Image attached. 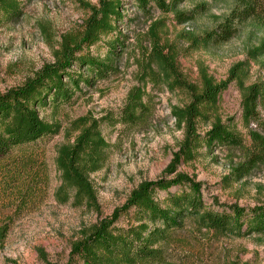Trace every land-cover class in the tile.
I'll return each mask as SVG.
<instances>
[{
	"label": "rangeland",
	"instance_id": "obj_1",
	"mask_svg": "<svg viewBox=\"0 0 264 264\" xmlns=\"http://www.w3.org/2000/svg\"><path fill=\"white\" fill-rule=\"evenodd\" d=\"M121 2L124 22L116 31L124 36L125 47H118L122 56L113 66L117 72L91 88L82 86L84 95H77L58 110L40 109L44 122L59 127V132L0 160V264H83L73 255V247L93 226L111 218L140 185L177 174L201 183L203 199L213 210L222 211L230 205L248 210L264 206V165L250 174L238 170L254 147L251 132L264 138V104L260 108L262 122L247 128L241 120V92L232 84L221 98L218 115L234 129L243 149L217 148L195 162L186 163L179 156L176 163L184 130L178 126L173 109L185 108L190 99L168 85L150 60L156 34L167 53L172 51L178 74L188 85L199 87L202 71L217 83L226 81L229 71L239 63L248 66L247 86L264 84V58L252 61L248 56L264 42V16L260 21H249L226 45L195 50L188 35L201 37L215 30L238 7L237 0H188L179 8L194 13L195 20L188 24H179L173 14L164 15L156 9L141 11L131 0ZM20 3L23 16L18 22L0 18V95L23 88L54 65L64 38L80 36L92 9L99 6V0ZM104 44L83 48L82 52L103 61L107 53ZM81 73L87 76L84 70ZM136 89L144 94L149 115L138 124L125 123L122 113ZM83 118L89 119L88 127L92 122L100 127L109 145L108 160L90 177L94 203L78 204L72 194L68 203H62L57 195L61 186L58 150L74 143L80 134L76 122ZM211 127L202 121L198 133L206 134ZM172 165L176 173L165 176ZM165 196V192L158 194L160 200ZM132 214L123 216L116 227L137 228ZM162 247L164 264H264V235L240 239L218 236L192 221L172 233Z\"/></svg>",
	"mask_w": 264,
	"mask_h": 264
},
{
	"label": "trees",
	"instance_id": "obj_2",
	"mask_svg": "<svg viewBox=\"0 0 264 264\" xmlns=\"http://www.w3.org/2000/svg\"><path fill=\"white\" fill-rule=\"evenodd\" d=\"M131 1L144 12L156 9L164 15L173 14L179 24H188L196 18L194 13L179 10L188 0ZM237 1L238 7L215 30L201 37L188 35L193 49L226 45L249 21L263 18L264 0ZM122 7L121 0H99V6L92 9L80 36L64 38L54 65L47 66L23 88L0 95V160L7 159L18 148L59 132V127L44 122L40 109L53 107L58 110L84 95L82 86L91 88L99 80L117 72L113 66L122 56L118 47H125L121 40L124 36L116 31L124 22ZM22 16L20 0H0V18L18 22ZM103 41L107 49L103 61L82 52L83 48L100 46ZM151 47V63L158 68L164 81L186 93L190 99L185 108L173 109L178 126L184 130L176 163L179 156L186 163L195 162L205 154L211 155L217 148L243 149L242 140L218 114L223 94L232 84H237L242 95L243 125L250 128L262 122L260 108L264 104V84L246 85V63L234 66L227 80L220 83L202 71L200 86L197 87L182 81L176 68V58L172 51L167 53L156 34H153ZM248 56L252 61L263 59L264 42L250 50ZM74 68L77 71H73ZM83 70L86 77L81 73ZM143 97L139 89L129 95L122 113L125 123L138 124L147 118L149 114ZM88 121V118H83L76 122L80 126V134L73 144L63 145L58 150L61 186L57 195L62 203H68L71 194L78 204L95 202L90 177L106 164L109 145L96 122L88 127ZM202 121L212 126L206 134L198 133V123ZM251 137L254 147L247 152L246 162L238 169L246 174L264 165V138L252 132ZM175 173L172 165L165 171V176ZM172 188H177L175 193L170 192ZM160 192L166 193L162 200L158 197ZM131 212L138 227L118 229L116 225L121 218ZM188 221L218 236L240 239L264 235V206L248 210L230 205L223 206L222 211L213 210L203 199L202 184L177 174L172 179L140 185L121 209L93 226L84 240L74 245L73 255L83 264H164L162 246L170 240L172 233L183 230Z\"/></svg>",
	"mask_w": 264,
	"mask_h": 264
}]
</instances>
